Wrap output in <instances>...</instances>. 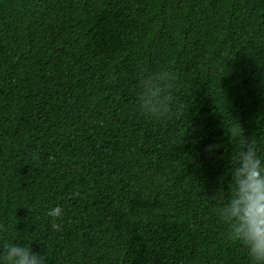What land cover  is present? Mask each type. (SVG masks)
<instances>
[{
  "label": "trees",
  "instance_id": "16d2710c",
  "mask_svg": "<svg viewBox=\"0 0 264 264\" xmlns=\"http://www.w3.org/2000/svg\"><path fill=\"white\" fill-rule=\"evenodd\" d=\"M161 68L177 111L152 120ZM239 124L264 153V0H0V255L249 264L211 198Z\"/></svg>",
  "mask_w": 264,
  "mask_h": 264
},
{
  "label": "clouds",
  "instance_id": "9594fccd",
  "mask_svg": "<svg viewBox=\"0 0 264 264\" xmlns=\"http://www.w3.org/2000/svg\"><path fill=\"white\" fill-rule=\"evenodd\" d=\"M137 105L146 118L162 120L177 111L172 101L174 77L166 69L142 71L137 80ZM229 140L233 149L228 156L224 176L211 198L215 201L213 214L226 227V236L235 241L245 253L249 264H264V153L244 136L241 125L232 128ZM235 142V143H234ZM219 143L205 145V151L215 154ZM60 205L47 210V215L59 219ZM52 228L60 225L53 222ZM0 223V232L9 230ZM0 264H48L46 253L33 250L30 244L10 243L0 255Z\"/></svg>",
  "mask_w": 264,
  "mask_h": 264
}]
</instances>
